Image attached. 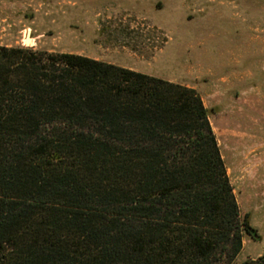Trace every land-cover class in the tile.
Masks as SVG:
<instances>
[{
  "label": "trees",
  "instance_id": "16d2710c",
  "mask_svg": "<svg viewBox=\"0 0 264 264\" xmlns=\"http://www.w3.org/2000/svg\"><path fill=\"white\" fill-rule=\"evenodd\" d=\"M243 233L194 89L0 46V264H236Z\"/></svg>",
  "mask_w": 264,
  "mask_h": 264
},
{
  "label": "rangeland",
  "instance_id": "374dc122",
  "mask_svg": "<svg viewBox=\"0 0 264 264\" xmlns=\"http://www.w3.org/2000/svg\"><path fill=\"white\" fill-rule=\"evenodd\" d=\"M0 46L85 55L194 89L257 236L243 233L235 263L264 256V0H0Z\"/></svg>",
  "mask_w": 264,
  "mask_h": 264
},
{
  "label": "crops",
  "instance_id": "0c3cea01",
  "mask_svg": "<svg viewBox=\"0 0 264 264\" xmlns=\"http://www.w3.org/2000/svg\"><path fill=\"white\" fill-rule=\"evenodd\" d=\"M85 56V55H84ZM86 57H88V56H86ZM88 58H90V57H88ZM92 59H95V60H97L96 58H92ZM99 61V60H98ZM106 63H109V64H113L114 65V63H112V62H106ZM243 245H244V243H243ZM242 245V246H243ZM258 256H260V254H257L255 257H258ZM250 258H252L253 256H249Z\"/></svg>",
  "mask_w": 264,
  "mask_h": 264
},
{
  "label": "water",
  "instance_id": "95a60500",
  "mask_svg": "<svg viewBox=\"0 0 264 264\" xmlns=\"http://www.w3.org/2000/svg\"><path fill=\"white\" fill-rule=\"evenodd\" d=\"M28 39V38H27ZM257 236L255 235L254 238H256Z\"/></svg>",
  "mask_w": 264,
  "mask_h": 264
}]
</instances>
